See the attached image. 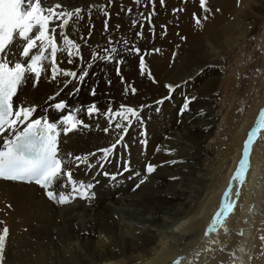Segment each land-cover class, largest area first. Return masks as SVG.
<instances>
[{"label":"bare ground","instance_id":"1","mask_svg":"<svg viewBox=\"0 0 264 264\" xmlns=\"http://www.w3.org/2000/svg\"><path fill=\"white\" fill-rule=\"evenodd\" d=\"M222 1L225 11L220 18L215 12L204 13L199 0H165L164 5L156 0L154 8L145 6V0L139 5L133 0H111V4L109 0H50L69 10L85 9L84 18L72 24L70 29L71 37L82 48L84 61L81 63L86 62L93 51L103 54L101 50L108 46L109 39L114 42L127 39L130 45L141 49L147 68L158 83L140 75V57L118 43L113 46L118 48V55L124 60L119 76L114 63L97 61L83 83L63 87L62 81L67 78L59 77L57 81L49 82L44 74L35 87L24 85L19 90L15 103L35 105L37 118L48 116L53 121L62 115L51 107L59 101H66L71 108H86L95 102L101 111L109 104L113 109L121 104L148 107L141 112L143 128L139 125L131 128L124 141L127 149L123 144L118 146L111 162L104 168L95 167L87 173L84 166L73 168L75 179L95 184L92 199H77L59 206L48 201L43 190L33 184L0 181V221L4 222L0 228L7 226L10 230L5 264H168L180 254L184 255L181 264H229L234 256L241 259L251 232L258 224L255 216L248 213V205L255 202L256 206H262L264 202L261 195L264 143L260 150V138V141H254L250 151L251 166L242 185L243 201L238 203L236 215H229L222 225L220 232H224V236L219 234L222 239H211L215 240L214 250L208 254L204 242L210 235L218 233L221 226L208 236L204 233L219 208L221 193L232 184L240 160L241 141L257 109L264 105V79L256 80L257 87L263 86V94L257 97L258 103V99L253 101L241 127L230 128L227 120L224 132L232 130L233 135L221 143L224 151L219 147L210 154V149L204 150L202 144L212 134L219 66L228 60L225 56L230 58L239 45L247 43L252 33L250 28L256 26L257 19L254 17V22L253 16L264 12V0ZM209 2L212 4L211 0ZM211 4L208 7L214 8ZM92 5L96 7L89 11ZM101 8L109 13L107 31L104 30L106 18L99 11ZM129 8L132 13L126 16ZM179 8L185 10L174 12ZM153 10L156 15L149 24L144 17ZM193 13L201 18L200 25L195 24ZM133 20L143 24V29L139 24L131 27ZM141 30L143 38H138L136 33ZM155 49L160 51L155 52ZM60 59L61 67L74 69L78 74L81 72L80 66L68 64L63 56ZM121 77L125 83L120 82ZM226 83L222 92L229 96L231 81L226 80ZM165 84L179 87L170 100L159 106L161 112L157 113L155 101L168 95ZM128 85L137 89L135 95L130 92L124 95ZM93 88L96 89L95 96L90 94ZM57 91L60 95L49 100ZM186 96L196 99L188 111L177 115L176 110H181ZM174 103L176 106L171 110ZM79 115L88 127L62 137L60 153L64 158L68 153L83 156L97 152L113 142L112 134L106 135L102 131L106 127L103 116L89 119L83 112ZM230 115L226 113L224 119H229ZM142 131H146V136L141 135ZM213 137L216 135L210 138ZM145 139L147 145L143 148L141 141ZM212 143L209 142L208 147ZM212 145L215 148L217 144ZM98 159L99 153L90 157V162L96 164ZM124 161H130V173L118 176L116 181L102 174L104 171L115 174ZM148 163L156 165V171L135 188L146 175ZM136 172L140 176H135ZM130 176L132 178H128ZM5 204H9L8 207ZM263 222L264 215L260 223ZM260 233L256 235L264 237V229ZM254 264H264V257L257 258Z\"/></svg>","mask_w":264,"mask_h":264},{"label":"snow or ice","instance_id":"2","mask_svg":"<svg viewBox=\"0 0 264 264\" xmlns=\"http://www.w3.org/2000/svg\"><path fill=\"white\" fill-rule=\"evenodd\" d=\"M133 2L137 5L141 4V0H133ZM155 3L156 0H145V6L152 5L154 8ZM159 3L164 5L165 0H159ZM109 4H111V0H109ZM95 7V5L90 6L89 11ZM199 7L204 13L210 12L208 0H199ZM184 10L179 8L174 12ZM99 11L106 18L104 30L107 31L109 13L104 8ZM126 12L131 15L132 9L129 8ZM84 14L85 9L76 7L69 10L61 3H52L50 0H0V181L35 184L43 190L47 200L56 205H67L77 199H92L95 196L93 191L95 184L75 179L73 168L79 169L84 166L86 173L95 167L104 168L105 164L111 162V157L118 146L123 144L127 149V144H124L125 137L134 125L143 128L141 112L148 105L134 108L121 104L118 108L113 109L109 104L104 111H101L95 102L86 108H71L66 101H59L51 105L55 111L62 114L58 120H50L48 116L33 118L37 112L35 105L27 106L24 102L15 103L19 90L27 83L28 79L33 81L34 87L44 74H47L49 82L57 81L59 77L67 78L62 81L63 87L73 83H83L89 75V70L97 61L114 63L116 74L119 76L121 74L120 65L124 63V60L119 57V50L113 45L122 43L129 53L140 57L138 65L140 75L146 76L154 84L158 83L147 68L141 49L134 44L130 45L127 39L115 42L109 39L108 46L101 50L103 54L93 51L89 59L81 63L84 61L82 48L71 37L70 29L72 24L84 18ZM141 15L144 14L141 13ZM155 15L154 10L150 11L144 19L151 24L152 17ZM193 19L196 25L201 24V18L195 13H193ZM204 19H207V16H204ZM138 24L143 29V24L137 20L131 22V27L135 28ZM164 34L166 35V29ZM136 35L138 38H143V31H138ZM90 36L91 26L88 37L90 38ZM82 39L84 38L82 37ZM154 51L159 52L160 49ZM61 56L68 64L80 66L81 72L78 74L74 69L61 67ZM121 82L125 83L123 77H121ZM164 87L168 90V95L155 101L157 112L165 100L172 98V93L179 85L165 84ZM75 91L78 92L79 88H75ZM129 92L131 95H135L137 89L128 85L124 89V95H128ZM90 94L95 96L96 89L93 88ZM59 95L60 91H57L55 95L49 97V100H55ZM195 99V97L186 96L179 114L183 115L185 111H188L189 105ZM81 112L89 119L103 116L106 120V127L102 131L106 135L111 133L113 142L108 147L98 149L97 152L83 156H74L72 153H68L64 158L61 156L59 148L60 136L88 127L80 118ZM262 131H264V109L260 110L255 127L248 133L243 145V156L232 180L244 182L249 167L250 146ZM141 135L146 136V131H142ZM141 143L146 146L147 140H142ZM159 150L157 148V151ZM98 153L99 159L96 164L91 163L90 157H96ZM169 154L171 153L169 152ZM171 163H175V161ZM156 167L151 163L146 164V175L139 180L135 188L144 184L147 176L156 171ZM118 169L115 174H110L107 171L102 174L110 180L116 181L118 176L132 171L130 161H124L122 165L118 166ZM134 175L140 176V173L136 172ZM231 194L232 186L229 184L224 192L221 207L205 231V236L215 232L217 226H222L227 216L233 211L235 206L230 202ZM0 224H4V222L0 221ZM9 236L10 230L7 226L0 228V264H5ZM183 259V257L177 258L173 264H181Z\"/></svg>","mask_w":264,"mask_h":264},{"label":"rangeland","instance_id":"3","mask_svg":"<svg viewBox=\"0 0 264 264\" xmlns=\"http://www.w3.org/2000/svg\"><path fill=\"white\" fill-rule=\"evenodd\" d=\"M211 1H212V4L209 2V0H208V4H211V6L214 8L209 7L210 12H212V13L215 12L216 14H218V16L220 18H222L220 14H223L225 11L223 4H222L223 1L222 0H211ZM127 15L128 14L126 13V16ZM254 17H255V19H257V21L254 19ZM253 21L256 23V26L254 28L253 27L250 28V31H252V33H251V35L248 36L247 43L239 45L238 49H236V51L232 54V56L230 58L228 56L227 57L225 56V58H228V60L226 59V62H224V64L222 66H219L220 77L218 80V85H217L218 93L216 95L217 97H216V102H215L216 103L215 104L216 113H215L214 124L212 125L213 129H212V134H211V136L216 135V137L210 138L211 136H209L206 138V141H204V143L202 144V148L204 150L210 149V151H209L210 154L215 153L216 150H218L219 147L221 145H223L221 143H225L227 141V139H230L232 137V136H230V135H233L231 132L232 130L230 131V133L224 132L227 120L230 121V128H232L234 126L235 127L238 126V128H240L241 127L240 125H242V122H243L245 116L246 115L248 116V114H246V113L247 112L249 113V108H251L253 101L257 100L258 99L257 97H260V95L262 96V94H263V86L257 87L256 80L262 81L264 79V12L262 14L261 13L255 14L253 16ZM232 57H234V59ZM228 62H230V63H228ZM234 62H236V63H234ZM228 66H230V68ZM228 78H229V80H228ZM226 80L228 82L231 81V84H230L231 92H230L229 96L225 95L222 92V88L228 85L226 83ZM52 82H54V81H52ZM106 86H107V84H106ZM258 102H259V99H258L257 103ZM262 104H264V98H263ZM261 109H264V105H261L257 109L256 113L254 114V118H253V120H251L252 122L247 129L248 131L246 130L247 132L245 133L247 136H248V133L250 131H252L253 128L255 127V125H256L255 122H257L258 115H259V112ZM177 110H178L177 111V114H178L179 109H177ZM243 111H244V113H242ZM226 113H228L229 115L231 114L229 116V119H224V117H225L224 115H226ZM236 118H238V119H236ZM217 131H218V133H217ZM222 132L225 134V136ZM263 133H264V131H262L259 134L258 138L256 139L257 142L261 140L260 141L261 147H259L260 150L262 148V144L264 143V136H262L263 138L260 137L261 134H263ZM246 135H244V136L247 139ZM245 138L243 139V141H241L240 159L242 158L241 155L243 156V145H244V141H246ZM259 138H260V140H259ZM212 141H213L212 144H214V146L217 144L215 146V148L213 147L212 144H210L211 147H210V145L208 147V143L209 142L211 143ZM143 148H146V147H144V145H143ZM220 148H221V151H224V149H225L224 146L220 147ZM251 148H252V145L250 146V151H251ZM233 156L234 155H232L231 157H233ZM249 158H250V155H249ZM238 163H237V165H238ZM249 163H250V159H249ZM250 166L251 165H249V167ZM258 171H259V169H258ZM247 173L248 172H246L244 182H246ZM258 175H259V172H258ZM221 177L222 176H220L219 178H221ZM261 180H262V182H261L262 183L261 195L264 196V174H263ZM244 182L241 183L240 181L232 180V184H231L232 194L230 196V202L232 204H234L235 207H234L233 211L229 214L231 217L236 215V208L238 206V203L241 200L243 201L242 197H243V192H244L243 191ZM225 191H223L221 193L220 205L222 203V194ZM237 193H238V195H237ZM263 199H264V197H263ZM263 204H264V202L262 203V206H260V205L256 206L255 202H251V206L248 205V209H249L248 213L251 214V216H255L254 219L257 220L258 224H257V222H255L257 225H256V227L254 226L253 231L251 232L252 234L250 233L251 235L249 237L248 243L246 244L248 246L246 247L245 252L242 254L241 259L236 258L234 256V260H232L233 262L232 261L228 262L229 264H231V263L237 264L239 261L240 262L242 261L243 264H250V263L254 264V262L257 258H263L264 257V243H263L264 239H261L257 236L264 229V222L262 224L260 223L261 218L264 215V205ZM5 205H6V207H8L9 204H5ZM220 205H219L218 210L221 207ZM252 206H253V208H252ZM245 209H247V208H245ZM250 210H251V212H249ZM233 212H234V214L232 215ZM229 215L227 217H230ZM227 220H228V218H226L224 222H226ZM245 222H247V221L245 220ZM221 230H222V226L219 228L218 233H216L214 236L210 235V237L207 238L208 240H206L204 242L205 244L203 243L204 244L203 246H205L204 248L205 249L207 248L206 254H208V252L210 253L214 250L213 245H214L215 240H211V239L216 238L218 240H221L222 239L221 236H224L222 234L224 232H220ZM219 234H222V235L220 236ZM257 238H259V239H257ZM208 242L210 243V245L208 244ZM258 243H259V245H258ZM204 248L202 249L203 253L206 251ZM257 251H259V252H257ZM257 253L260 254V256ZM194 260H196V257L194 258Z\"/></svg>","mask_w":264,"mask_h":264}]
</instances>
